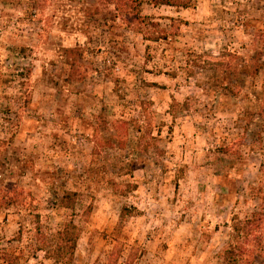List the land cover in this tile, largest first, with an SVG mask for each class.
Here are the masks:
<instances>
[{
	"label": "rangeland",
	"instance_id": "obj_1",
	"mask_svg": "<svg viewBox=\"0 0 264 264\" xmlns=\"http://www.w3.org/2000/svg\"><path fill=\"white\" fill-rule=\"evenodd\" d=\"M136 3L0 0V264H264V0Z\"/></svg>",
	"mask_w": 264,
	"mask_h": 264
},
{
	"label": "trees",
	"instance_id": "obj_2",
	"mask_svg": "<svg viewBox=\"0 0 264 264\" xmlns=\"http://www.w3.org/2000/svg\"><path fill=\"white\" fill-rule=\"evenodd\" d=\"M147 1L149 4L155 7L169 6V7H177L184 9L188 8L191 3V0H147ZM134 2H136V0H133V16H132L131 8L130 10L127 9L126 13L129 17H133V25L136 24L135 27L133 26L134 27L133 30L140 33L139 23H138L142 21L141 16L139 15L140 3L134 4ZM143 20L145 19L143 18ZM151 135L152 132H150L149 137L153 140L154 138ZM141 138L142 135L140 136L139 139ZM70 196H75V194L74 193L67 194L68 198ZM126 211L127 208L124 207L121 211V215L124 216L126 214ZM259 215L260 213H254L251 219L246 220L245 222H238L237 224H234L232 226V234H231L230 242L228 244L227 249L224 251V260H226L227 264H235L236 260H233L235 259V257L233 259L232 257L235 256L238 250L242 249L243 247L241 246L242 243H246V244L250 243L249 236L252 229L249 227L251 226L252 220L257 218ZM78 238H79L78 227H76L72 221H70L69 223H64L62 229L59 230L54 236V239L57 240L56 247L58 248V250L55 252L54 255H61V246L64 244H68L69 246L68 254L66 255L73 256ZM62 254H64V252ZM59 258H62V256H59Z\"/></svg>",
	"mask_w": 264,
	"mask_h": 264
}]
</instances>
